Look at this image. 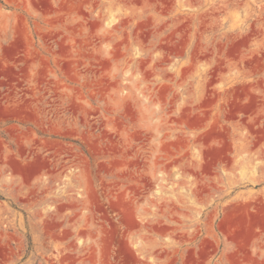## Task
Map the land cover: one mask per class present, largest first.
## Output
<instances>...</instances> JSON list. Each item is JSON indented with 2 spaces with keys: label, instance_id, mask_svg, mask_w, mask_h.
<instances>
[{
  "label": "rangeland",
  "instance_id": "1",
  "mask_svg": "<svg viewBox=\"0 0 264 264\" xmlns=\"http://www.w3.org/2000/svg\"><path fill=\"white\" fill-rule=\"evenodd\" d=\"M0 264H264V0H0Z\"/></svg>",
  "mask_w": 264,
  "mask_h": 264
}]
</instances>
